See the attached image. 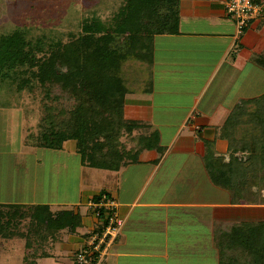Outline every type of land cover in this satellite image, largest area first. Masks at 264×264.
Here are the masks:
<instances>
[{
	"label": "trees",
	"instance_id": "16d2710c",
	"mask_svg": "<svg viewBox=\"0 0 264 264\" xmlns=\"http://www.w3.org/2000/svg\"><path fill=\"white\" fill-rule=\"evenodd\" d=\"M254 1L261 5L260 0ZM180 8L181 0H123L107 19L96 14L84 17L81 30L71 32L68 41L46 35L32 39L25 27L8 30L0 22V78L18 92L41 89L43 93L44 114L30 144L65 149L67 142H74L84 165L109 170L137 162L144 149L159 147L158 131L145 120L125 116L126 96L137 91L132 85L142 79H129L124 65L131 60L146 65L147 77L140 90L151 93L155 37L179 33ZM252 60L264 69V51ZM67 94L75 104L69 116L58 120L62 109L56 111L53 104ZM258 97L238 101L220 127L219 137L227 140L231 150L229 159L212 150L205 157L212 180L230 191L235 205H264L260 192L264 185V94ZM247 125L253 130H243ZM135 131H142L137 147L128 150L121 138ZM239 151L246 152V157H239ZM253 186L259 190H252ZM103 196L113 198L104 189L90 200L100 202ZM105 212L104 207L99 209L98 221L86 237L104 230ZM80 226L81 215L71 209L53 210L46 203H0V236L26 239L23 264H39V257L48 256L44 247L51 239ZM213 237L219 264H264V220H220ZM87 257L93 264L100 258L97 252ZM73 259V264H83L77 251Z\"/></svg>",
	"mask_w": 264,
	"mask_h": 264
},
{
	"label": "crops",
	"instance_id": "0c3cea01",
	"mask_svg": "<svg viewBox=\"0 0 264 264\" xmlns=\"http://www.w3.org/2000/svg\"><path fill=\"white\" fill-rule=\"evenodd\" d=\"M226 2L181 0L179 33L155 37L152 92L143 93L151 96V120L127 115V103L125 116L147 121L159 132L160 146L142 150L137 162L119 170L105 169L106 177H114V188L107 183L114 193L106 191L117 201L124 222L111 250L101 256L103 264H125L127 258H136L129 259L131 264H144L139 261L143 258L184 264L185 250H197L195 242L204 238L213 245L217 221L260 219L255 209L263 206L233 204L229 190L212 180L205 160L209 150L229 159V144L219 137V130L238 99L245 97L252 72L261 69L252 56L264 51V0L261 14L242 33L227 13ZM173 104L181 117L164 107ZM163 120L166 123H158ZM208 141L213 143L209 146ZM92 217L91 229L97 223ZM86 218L85 214L81 220L89 223ZM69 232L45 245L48 256L39 257V264L74 263L84 238ZM58 245H64L61 256L54 252ZM8 246H2L5 253ZM9 252L13 264H20L15 249Z\"/></svg>",
	"mask_w": 264,
	"mask_h": 264
},
{
	"label": "rangeland",
	"instance_id": "374dc122",
	"mask_svg": "<svg viewBox=\"0 0 264 264\" xmlns=\"http://www.w3.org/2000/svg\"><path fill=\"white\" fill-rule=\"evenodd\" d=\"M122 3L123 0H0V22H5L7 26L4 29L8 30L14 27H25L32 39L46 35L49 38L59 37L63 41H68L71 32L78 33L81 30V21L84 17L96 14L103 19H107L118 10ZM145 68L146 65L132 60L124 65L126 76L129 79H142L138 84L132 85L139 92L127 94L125 100V103L128 104L126 105V114L131 117L151 120V107L147 105V101L151 100V96L143 94L140 90L144 86V78L147 77ZM6 81L0 78V203L17 201L22 203H46L50 204L53 210H74L81 215V218L82 216L85 217L86 214L88 217L86 220H90L89 223L81 220L82 226L70 232L66 229L67 233H77L81 235V238H84L83 245L77 250L79 259L82 248L90 245V236L86 237L84 234L89 233L91 230L92 222H94L92 216L98 221L96 214H92L93 212L88 209L89 196L104 189L113 192L114 189L108 186L107 183H112L111 186L114 188V177L111 176L112 173L106 177L103 168H92L84 165L81 154L74 147V142H67L65 149L37 147L30 144L31 136L38 131L40 119L44 114V108H42L43 93L41 89H35L33 92H18ZM263 94L264 69L261 68L257 72H252L251 82L244 92L245 97L239 98L238 101L255 96L261 97ZM11 96L20 98L17 101ZM74 104L75 99L69 94L54 103L53 108L56 111L62 109L58 120L69 116L68 114ZM165 106L174 111L171 114L176 113L181 117L177 104ZM183 107L181 106V108ZM164 122L165 120L158 123ZM172 122L173 124L177 123V121ZM171 126L172 124H170ZM247 128L250 131L253 130L249 125L245 126L243 130ZM141 132L136 131L132 135H125L121 138L126 149L137 147V137ZM201 134L204 135V133ZM230 152L231 150H229V154ZM237 155L245 158L246 152L239 151ZM225 158L227 157L225 156ZM120 188L122 189V186ZM252 190H259V186H253ZM260 192L264 196V185ZM113 200H115L114 197ZM260 206L263 207L255 210L259 212V220H264V205L260 204ZM243 210L245 211V209ZM204 211L205 209L202 210V213ZM209 212L207 211L205 215H208ZM251 220L258 221L256 218ZM28 222L26 220L21 226L23 230L26 229L25 224ZM210 240L213 241L212 234ZM25 241L26 239L20 236H14L13 238H2L0 236L2 263L13 264L10 259L12 253L9 251L15 249L18 263L23 264ZM206 241L207 243L203 238L201 243L195 242L197 250H185L184 264L185 261H187V264H219L215 244L212 245L208 240ZM3 243L9 245L6 253V248L3 249L2 247L5 246ZM62 247L64 245H58L54 251L59 256L65 253V249H62ZM199 247H204L200 250L201 255ZM44 248L46 249V246ZM110 250L108 248L106 252L108 253ZM169 251L171 258V255H173L171 254L172 250ZM195 251L199 253L194 255ZM103 258H99L95 264H103ZM129 259L136 258L124 259V261H127L125 264H131ZM139 261L144 264H150V261L153 264H162V258H143ZM62 264L66 263L63 262Z\"/></svg>",
	"mask_w": 264,
	"mask_h": 264
},
{
	"label": "built area",
	"instance_id": "2783aa9c",
	"mask_svg": "<svg viewBox=\"0 0 264 264\" xmlns=\"http://www.w3.org/2000/svg\"><path fill=\"white\" fill-rule=\"evenodd\" d=\"M225 8L227 13L235 19L238 33H241L244 26L259 16L263 10V7L254 0H227ZM256 11L257 13H255ZM117 205L116 200L107 196H103L100 202L92 200L88 202V209L96 211V214H99L101 207L105 208L107 225L101 233H94L90 236V245L84 246L85 248H82V253L79 255L81 263L93 264L87 254L91 255L97 252L101 258L118 236L123 225V218L116 211Z\"/></svg>",
	"mask_w": 264,
	"mask_h": 264
}]
</instances>
